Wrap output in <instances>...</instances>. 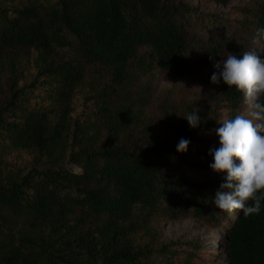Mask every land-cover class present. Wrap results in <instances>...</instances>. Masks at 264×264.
<instances>
[{
    "label": "trees",
    "instance_id": "16d2710c",
    "mask_svg": "<svg viewBox=\"0 0 264 264\" xmlns=\"http://www.w3.org/2000/svg\"><path fill=\"white\" fill-rule=\"evenodd\" d=\"M246 1L225 32L181 0H0V49L34 51L38 70L27 84L15 69L0 80V264H144L127 240L135 218L176 219L188 206L208 224L228 222V264H264V200L248 216L222 211L213 203L222 182L194 185L165 172L181 138L212 162L219 143L198 139L210 134L206 125L182 121L177 135L140 150L98 144L102 128L116 137L143 115L152 86L133 87L146 73L194 76L229 53L264 56V0ZM91 72L111 75L103 97L119 87L124 95L100 106L101 119L81 121L75 96ZM219 92L232 117L247 107L222 80ZM4 211L23 220L17 229ZM79 211L83 224L105 220L83 232L71 219Z\"/></svg>",
    "mask_w": 264,
    "mask_h": 264
},
{
    "label": "rangeland",
    "instance_id": "374dc122",
    "mask_svg": "<svg viewBox=\"0 0 264 264\" xmlns=\"http://www.w3.org/2000/svg\"><path fill=\"white\" fill-rule=\"evenodd\" d=\"M181 1L205 15L206 20L209 17L218 18L217 26L221 31L225 26L236 28L243 18L240 9L247 2L241 0L222 4L215 0ZM36 56L37 54L32 50L0 49V80L8 81L15 69L23 84L30 83L38 72ZM213 64L214 62L194 76H176L162 69H155L143 75L140 82L134 85L133 90L138 92L145 83L149 82L152 86L151 103L146 106L143 115L132 122L120 135L115 137L114 133L102 128L98 144L105 146L120 144L127 149H144L151 141H165L177 135L182 121L189 124L184 116L195 111L201 117V124L206 125V131L210 133L204 134L203 137L198 136V139L219 143L215 133V129L220 126L218 121L232 118V115L228 103L220 96V83L213 84L210 81L213 72L217 71ZM112 85L111 75L89 73L76 93L74 116L81 121H94L101 119L99 108L106 103V100L110 105H120L118 103L124 95L122 87L117 88V93L112 94L110 99L103 97L110 91ZM248 111V106L243 107L238 110V114H247ZM177 160L176 165L166 168L165 172L194 185L223 182L222 174L215 173L209 167L210 162L191 149L185 153L178 152ZM188 211L189 214L176 219L166 214L139 215L135 218V230L127 240L134 252L143 256L138 258L142 263L228 264L224 249L226 229L223 227L228 222L222 223L221 226L208 224L196 218L189 206ZM2 216L15 229L23 222L22 219L6 211ZM82 218L80 211L71 217L74 223L81 224L79 229L83 232L105 220L87 217L83 224L79 221ZM40 236L41 234L38 237Z\"/></svg>",
    "mask_w": 264,
    "mask_h": 264
},
{
    "label": "clouds",
    "instance_id": "9594fccd",
    "mask_svg": "<svg viewBox=\"0 0 264 264\" xmlns=\"http://www.w3.org/2000/svg\"><path fill=\"white\" fill-rule=\"evenodd\" d=\"M264 35V29H258ZM210 81L221 80L228 88L243 95L248 106L247 114L218 121L215 129L219 147L209 150L212 162L209 167L222 174L223 182L213 198L215 207L226 212L240 210L248 216L258 213L264 200V56L254 51L241 55L229 53L226 58L214 61ZM184 118L190 127L197 128L201 117L195 112ZM190 141L181 138L176 150L185 153ZM251 202V204L249 203Z\"/></svg>",
    "mask_w": 264,
    "mask_h": 264
}]
</instances>
